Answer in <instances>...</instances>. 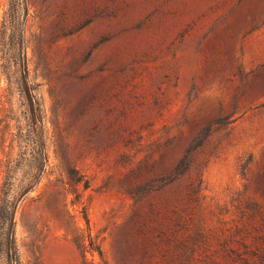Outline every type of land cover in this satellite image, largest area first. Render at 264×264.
I'll return each instance as SVG.
<instances>
[{
  "label": "rangeland",
  "instance_id": "1",
  "mask_svg": "<svg viewBox=\"0 0 264 264\" xmlns=\"http://www.w3.org/2000/svg\"><path fill=\"white\" fill-rule=\"evenodd\" d=\"M264 264V0H0V264Z\"/></svg>",
  "mask_w": 264,
  "mask_h": 264
},
{
  "label": "trees",
  "instance_id": "2",
  "mask_svg": "<svg viewBox=\"0 0 264 264\" xmlns=\"http://www.w3.org/2000/svg\"><path fill=\"white\" fill-rule=\"evenodd\" d=\"M5 234L4 239V253L7 264H20V259L17 254L15 242H14V229L12 215L9 216L8 224L3 231Z\"/></svg>",
  "mask_w": 264,
  "mask_h": 264
}]
</instances>
